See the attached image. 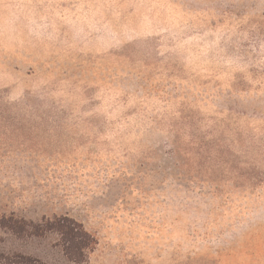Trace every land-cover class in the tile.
I'll return each instance as SVG.
<instances>
[{
    "label": "rangeland",
    "instance_id": "374dc122",
    "mask_svg": "<svg viewBox=\"0 0 264 264\" xmlns=\"http://www.w3.org/2000/svg\"><path fill=\"white\" fill-rule=\"evenodd\" d=\"M66 215L96 243L10 217ZM264 264V0H0V264Z\"/></svg>",
    "mask_w": 264,
    "mask_h": 264
},
{
    "label": "trees",
    "instance_id": "16d2710c",
    "mask_svg": "<svg viewBox=\"0 0 264 264\" xmlns=\"http://www.w3.org/2000/svg\"><path fill=\"white\" fill-rule=\"evenodd\" d=\"M3 226L15 234L29 236L56 234L63 255L74 263L85 261L88 251L96 243L94 236L80 222L66 215L43 219L40 223L10 217ZM6 259L5 264H32L29 259L23 257L20 260L10 257Z\"/></svg>",
    "mask_w": 264,
    "mask_h": 264
}]
</instances>
